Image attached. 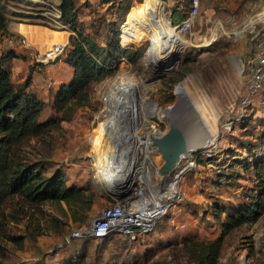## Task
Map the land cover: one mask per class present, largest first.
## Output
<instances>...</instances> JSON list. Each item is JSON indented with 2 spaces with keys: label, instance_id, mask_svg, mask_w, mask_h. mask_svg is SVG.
<instances>
[{
  "label": "rangeland",
  "instance_id": "obj_1",
  "mask_svg": "<svg viewBox=\"0 0 264 264\" xmlns=\"http://www.w3.org/2000/svg\"><path fill=\"white\" fill-rule=\"evenodd\" d=\"M9 1L14 12L36 13V9H47L56 0ZM150 1L78 0V16L84 24L85 35L102 47L107 46L108 40L112 44L119 42L128 52H141L138 62L121 60L114 74L89 86L91 102L88 106L78 108L69 119L58 122L48 136L31 139L22 150V154L33 162H43L47 175L58 169L69 184L89 186L96 191L90 220L114 203L113 192L99 173V146H94L99 142L97 134L108 125V113L104 110L105 92L112 88L118 91L114 86L125 83L134 91L135 113L138 122H144L142 128L156 121L164 129L171 130L173 123L179 124L182 118L178 114L174 117V110L170 114L168 107L179 104L182 96L179 88L184 84L189 87L192 100L204 109L213 127L210 131L214 134L224 120L239 116L240 101L248 91L251 65L264 45V0H199L195 23L191 30L183 32L185 40L181 43L178 58L169 71L163 70L152 54H148L153 34V21L147 20ZM160 1L163 4L159 12L161 19H166L174 27L191 9V0ZM132 12L135 15L131 21ZM26 19L34 24L44 23L38 17ZM125 19L127 34L122 40L121 25ZM217 23L221 25L218 27ZM240 31L242 33L237 34ZM214 34L218 35L217 39L208 43L216 36ZM22 50L27 52L30 62L27 74L29 70L38 72L40 67L36 66V58L28 54L27 48ZM108 52L106 50L104 56ZM64 70L59 69L62 73ZM185 70H188L185 76L176 82L170 80V77H180V72ZM58 80L62 79L59 77ZM170 95H174V99L167 101ZM263 98L264 90L256 94L254 112L249 115L252 124L246 134L264 130ZM42 99L45 106L41 120L61 117L54 109L53 99ZM154 102L162 107L164 117L152 114L149 103ZM241 128L239 126L237 135L221 142L214 165L200 162L199 168L188 175L184 183L187 200L173 208L156 231L134 244L120 235H112L107 241L94 239L85 233L80 234L84 226L74 224L63 225L61 232H55L48 227L45 218L50 214L62 217L58 205L46 203L29 208L23 205L25 200L20 196L10 197L5 204L6 218L0 229V264H64L65 261H59L77 252L86 242L85 246L90 249V264H95L97 257L101 258L99 262L106 263L113 258L132 263L140 258L141 264L155 261L188 264L182 241L188 237H218L223 229L213 212L214 206L222 205L224 218L228 211L248 204V191L256 184L254 168L245 165L249 152L248 147L242 145L241 139L247 135L243 136ZM194 130L187 131L191 135ZM114 142L118 143V140ZM256 142L264 143V137ZM223 172L226 175L231 172L235 179L226 183L223 178L221 184ZM181 222L187 224L183 229L179 228ZM10 236L20 239L14 240ZM152 251L156 254L149 260L147 256ZM219 264H264V216L226 235Z\"/></svg>",
  "mask_w": 264,
  "mask_h": 264
},
{
  "label": "trees",
  "instance_id": "obj_2",
  "mask_svg": "<svg viewBox=\"0 0 264 264\" xmlns=\"http://www.w3.org/2000/svg\"><path fill=\"white\" fill-rule=\"evenodd\" d=\"M8 6L9 0H0V44L7 42L6 39L15 35L9 31ZM58 6L62 11L61 21L65 25L60 28L47 22L43 14L45 8L36 9V13L14 12L13 15L21 18L38 17L43 19L44 25L52 29L71 32L64 60L74 68V74L70 82L63 83L59 87L53 98L54 109L61 117L41 120L45 106L44 99L29 89V78L22 83H15L12 72L8 68L9 62L17 57L18 53L12 47L0 56V229L6 218L5 204L10 197L15 196L23 198L25 200L23 205L29 208H36L46 203L58 205L62 217L50 214L45 218L48 227L55 232H61L63 225L84 226L90 221L96 191L89 186L69 184L63 172L58 169L47 175V168L43 162H33L22 154V150L31 139L49 134L58 122L69 119L78 108L88 106L91 102L88 89L92 82L114 74L121 60L128 59L136 64L141 53L139 51L128 52L119 42L112 44L108 40L107 46L102 47L94 42L92 37L86 36L84 24L78 16L80 11L78 0H61ZM126 19L121 25L122 40L127 34ZM106 50L109 52L107 56H104ZM187 72L188 70L181 71L180 77H170V80L176 82ZM173 99L174 95H170L167 101ZM250 118L246 117L239 124L240 128H243L241 130L243 136L247 135L246 140L241 139L243 147H248L249 152L245 165L247 168L252 166L256 174L254 179L256 184L247 194L248 204L235 211H228L224 218L222 205L214 206L213 212L221 222L223 230L216 238L188 237L184 239L182 245L188 264H219L226 235L244 224H253L264 216V143L256 142L261 136L264 137V130L246 134L252 124ZM217 157L215 154L210 158L201 159L200 162L205 161L206 164L214 165ZM223 174L219 181L221 184L223 178L226 183H231L230 181L235 179V175L231 172L227 175L224 172ZM10 238L20 239L14 236ZM108 238L110 236L103 239L107 241ZM85 244H82L77 252L63 257L59 263L65 261L64 264H90L88 260L90 249ZM155 254V251L150 252L147 259L151 260ZM100 259L97 257L95 264L142 263L140 258L133 263L116 258L106 263L102 260L99 262ZM150 264L182 263L155 261Z\"/></svg>",
  "mask_w": 264,
  "mask_h": 264
},
{
  "label": "built area",
  "instance_id": "obj_3",
  "mask_svg": "<svg viewBox=\"0 0 264 264\" xmlns=\"http://www.w3.org/2000/svg\"><path fill=\"white\" fill-rule=\"evenodd\" d=\"M198 10L199 0H191L190 12L175 28H178L180 32L191 30ZM43 14L49 24L58 28L65 26L61 21L62 11L58 4H49ZM6 41L14 49L27 48L28 54L36 58V66L41 69L47 65L55 66L57 59L66 52V44L63 43L54 44L46 52L37 54L29 46L25 37L13 35ZM211 42L212 40L208 43ZM118 84L120 86H117ZM114 87L118 91L112 88L105 92L104 110L107 113H109L111 101L121 94L123 88H127L123 82L117 83ZM263 90L264 45L258 50L255 62L251 65L248 91L240 101L239 116L224 120L215 133L216 137L210 130H206L213 136L212 140L208 138V142L199 143L205 135V130H194L189 136L191 139H197L196 142H192L190 156L182 159L179 166L169 174L160 172L161 164L157 158V148L153 144L155 137L163 136L168 131L158 122H150L138 130L134 137L123 140L124 145L119 157L131 165L132 170L128 174L129 177L127 176L113 193L114 203L104 208L99 216L88 221L80 234L85 233L94 239L120 235L134 243L156 231L171 210L187 200L184 183L188 175L199 168L201 159L214 156L222 146V141L240 132L238 125L249 117L251 111L254 112L256 94ZM262 104H264V98ZM208 165L212 166V163ZM186 225V222H181L179 228L183 229ZM56 254L58 255V252Z\"/></svg>",
  "mask_w": 264,
  "mask_h": 264
},
{
  "label": "bare ground",
  "instance_id": "obj_4",
  "mask_svg": "<svg viewBox=\"0 0 264 264\" xmlns=\"http://www.w3.org/2000/svg\"><path fill=\"white\" fill-rule=\"evenodd\" d=\"M149 4L150 11H148L147 20L153 21V34L151 35L152 43L148 54H152L155 59L161 58L160 64L162 66L160 67L163 70L169 71L176 60L175 53L179 51L181 43L185 38L183 32L177 31L166 19H161L159 12L163 4L160 0H151ZM134 15L135 13L132 12L130 16L131 21V17ZM217 25L219 27L221 24L217 23ZM241 33L240 31L237 34ZM214 36L212 41L216 40L218 35L214 34ZM117 86H120V84ZM188 88L184 84L180 85L179 90L182 95L180 102L179 104L168 107L169 113L171 110H174V117H177L175 114H178L182 118L179 124L186 130H211L213 127L208 117L205 115L204 109L200 104L192 100ZM134 95L133 90L123 88L121 94L111 101L109 104V119L107 118L108 125L105 127V130L99 131L100 134H97L99 137L98 145H94L95 148L99 146L98 149L101 154L99 157L101 178L114 191L117 190V186L120 183L125 181L127 176L129 177L128 174L130 170H132L131 165L119 157L120 150L124 145L123 140L131 136L134 137L136 132L141 130L144 124V122L141 124L138 122L139 119L135 113V100H133ZM149 104L152 105V114H157L160 117L165 116L162 107H160L158 103L154 102ZM193 126L195 128H193ZM214 131L216 132V130ZM213 135L216 137L215 133ZM212 137L213 136L206 131L205 135L199 140V143H203L204 141L208 142V138L211 139ZM116 139L118 143L114 142ZM196 139L197 138L192 139V142H196Z\"/></svg>",
  "mask_w": 264,
  "mask_h": 264
},
{
  "label": "crops",
  "instance_id": "obj_5",
  "mask_svg": "<svg viewBox=\"0 0 264 264\" xmlns=\"http://www.w3.org/2000/svg\"><path fill=\"white\" fill-rule=\"evenodd\" d=\"M60 1L61 0H56L54 3L59 4ZM9 3V31L15 35L25 37L31 48L42 54L48 49L52 48L54 44H68L69 36L71 34L70 31L55 30L43 24L31 23L26 18L14 16V10H12L11 6L12 2L9 1ZM9 49H12V47H10L7 42H2L0 44V56L7 52ZM14 50L16 53H18V56L14 57L8 65V68H10L12 72L13 81L15 83H22L29 78V89L37 93L40 97H50L51 99H53L59 87L63 83L71 81L74 74V68L64 60L67 49L66 52L60 56V60L57 59L55 66L47 65L46 67L44 66V69L38 68V72L37 70H29V74H27V65H30V62L28 60V56L26 55L27 52L22 49ZM64 67H67V69L64 70ZM59 69H63V73L62 71L60 72ZM59 77L62 80H58Z\"/></svg>",
  "mask_w": 264,
  "mask_h": 264
},
{
  "label": "water",
  "instance_id": "obj_6",
  "mask_svg": "<svg viewBox=\"0 0 264 264\" xmlns=\"http://www.w3.org/2000/svg\"><path fill=\"white\" fill-rule=\"evenodd\" d=\"M175 58H178V51L175 53ZM156 62L159 66H162L160 64L161 58H157ZM191 143L192 139L188 131L176 123H173L172 129L168 130L163 136L155 137L153 144L157 148L158 160L161 164L160 172L169 174L179 166L182 159L188 158L191 152ZM111 191L115 192L112 189Z\"/></svg>",
  "mask_w": 264,
  "mask_h": 264
}]
</instances>
